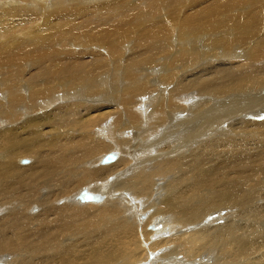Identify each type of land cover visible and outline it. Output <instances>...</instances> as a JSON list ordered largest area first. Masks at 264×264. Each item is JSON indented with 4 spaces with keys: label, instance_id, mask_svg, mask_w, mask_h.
Wrapping results in <instances>:
<instances>
[{
    "label": "bare ground",
    "instance_id": "6f19581e",
    "mask_svg": "<svg viewBox=\"0 0 264 264\" xmlns=\"http://www.w3.org/2000/svg\"><path fill=\"white\" fill-rule=\"evenodd\" d=\"M0 264H264V0H0Z\"/></svg>",
    "mask_w": 264,
    "mask_h": 264
},
{
    "label": "water",
    "instance_id": "95a60500",
    "mask_svg": "<svg viewBox=\"0 0 264 264\" xmlns=\"http://www.w3.org/2000/svg\"><path fill=\"white\" fill-rule=\"evenodd\" d=\"M113 160H114L113 157H108V158L106 159V162H112Z\"/></svg>",
    "mask_w": 264,
    "mask_h": 264
},
{
    "label": "rangeland",
    "instance_id": "374dc122",
    "mask_svg": "<svg viewBox=\"0 0 264 264\" xmlns=\"http://www.w3.org/2000/svg\"><path fill=\"white\" fill-rule=\"evenodd\" d=\"M222 114V113H221Z\"/></svg>",
    "mask_w": 264,
    "mask_h": 264
}]
</instances>
